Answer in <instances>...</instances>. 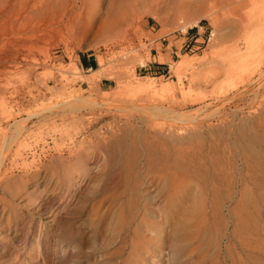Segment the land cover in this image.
<instances>
[{
	"label": "rangeland",
	"instance_id": "1",
	"mask_svg": "<svg viewBox=\"0 0 264 264\" xmlns=\"http://www.w3.org/2000/svg\"><path fill=\"white\" fill-rule=\"evenodd\" d=\"M118 2L0 0L1 134L10 133L8 122L32 115L42 103L47 106L48 100L63 92L79 91L80 96L109 106L123 100L156 101L165 107L174 102L180 115L177 124L204 126L199 129L205 141L202 152H191V161L178 159L168 172L166 165H155L153 160L147 164L144 156L136 162L129 159L135 154L129 137L108 150L104 146L115 131L130 137L136 134L137 147L143 146L159 130L154 124L170 122L164 115L148 123L140 121L137 112L129 116L107 104L81 108L76 112L79 122L74 123L69 111L45 119L32 115L24 120L26 127L10 151L25 140L39 142V137H48L46 148L54 146L52 139L66 147L54 167L47 164L24 181L10 180L15 182L12 196L0 192V264H212L216 253L226 260L227 248L238 246L237 232L249 230L240 210L245 201L250 211L249 202L257 196L255 179L248 178L255 153L243 146L240 128L252 124L260 104L254 90L258 70L264 69V49L256 47L247 54L245 47L255 28L249 20L264 14V0H139L124 16L117 13ZM262 21L264 28V17ZM229 55H235L230 57L242 67ZM81 56L93 61V67L82 68ZM228 64L237 68L231 70ZM95 69L99 73H93ZM261 79L264 84V70ZM149 80H154L152 92H140L137 87ZM146 95L151 97L141 102ZM82 125L85 128L79 130ZM70 136L75 144L84 141L81 152L96 154L80 157L84 172L66 158L71 155ZM118 145L126 155L118 156ZM130 170L138 171L145 184L139 192ZM173 176L184 179L186 189L170 214H162L168 195V183H163ZM218 190L225 198L215 209L211 201ZM129 195L149 209L146 222H140V211L129 207ZM260 212L264 217V207ZM152 220L159 222V231L148 228ZM136 230L145 236L144 243L132 251L130 241ZM24 257L29 258L25 263Z\"/></svg>",
	"mask_w": 264,
	"mask_h": 264
},
{
	"label": "bare ground",
	"instance_id": "2",
	"mask_svg": "<svg viewBox=\"0 0 264 264\" xmlns=\"http://www.w3.org/2000/svg\"><path fill=\"white\" fill-rule=\"evenodd\" d=\"M138 1L139 0H119L118 7H117V13L121 16L128 14L129 12H131V10H133V8L136 6V4H138ZM263 17H264V14H262L260 17H258L256 19L253 18L252 20H249V22H251V24L253 26H255V28H254L252 34H250L248 37H246L247 41H246L245 52H247V54H248V52L253 51L254 48H256V47L258 49H260V48L264 49V28L262 27L263 26V21H262ZM252 35H254V36H252ZM252 37H255L256 39L254 41H252L253 40ZM230 52H232V51H230ZM230 54H233V53H230ZM234 54H235V52H234ZM245 55L243 56L244 58L242 57V59H244V60L246 57ZM230 56H233V55H229V57ZM260 57H261V55H260ZM248 58H249V56H248ZM242 59L240 58L239 61L240 60L242 61ZM230 60H233L234 63L235 62L237 63V61H235L231 57H230ZM199 61H201V60H199ZM224 62H228V61H224ZM139 63L143 64V61H140ZM239 63H237V64H239ZM189 64H191V62ZM248 64L250 66V63H248ZM225 65H226V63H225ZM231 65H233V64H231ZM228 66H230V65L228 64ZM239 66L242 67V65L239 64L238 68H239ZM245 66H246V63L244 65V67ZM234 67L235 66H233V68ZM73 68H75V67H73ZM233 68H231V66H230L231 70H233ZM236 68L237 67H235V69ZM197 69L198 68H196L195 70H197ZM259 70L257 73L258 74V78L256 81L257 85L255 84L254 93H255L256 99H259L260 104H259L258 109H256L255 114L253 115L254 117H252V119H253L252 124L250 126H246L244 128H243V126H241V128H240L241 137L243 138L242 141L244 140V142H245L243 144V146H245V147L247 146V150L249 148H252V152L255 153L254 161H252V163L250 164L251 175L248 178L254 177L255 180L253 181L252 184H253V187L257 190V193H256L257 196L255 199H253L252 201L249 202V204L251 206L250 211L248 210L250 208H247L245 201H243L244 206L240 210V212H241L240 216H242V220H243L242 222L249 225V230L247 232L243 231L241 234H239V232H237V237L234 236L235 238H237V240L239 239L238 240V246H236V247L229 246L227 248L228 264H264V217L260 216V213H261L260 209L262 207H264V84H260V81L262 80L261 78L263 77V70L264 69H262V70L259 69ZM99 71L100 70L95 69L93 73H99ZM197 71H193L192 72L193 75L195 73H197ZM242 71H243V69H242ZM152 81H154V80H152ZM152 81H150L146 84H141L137 88L140 89V92H141V90L144 92H146V91L150 92L152 90V87H153ZM32 89H33V87H32ZM32 89H28L26 92L30 95H33ZM35 90H34V92H35ZM65 90H66L65 87H63L62 91H65ZM50 91L52 93H57V88H52ZM79 94H80L79 91L78 92L72 91V92H68L67 94H65L63 92L61 95H57L53 99L48 100V102L50 104H48L47 106L44 105L45 102L42 103L40 105L42 107V109L40 106H38L41 110L40 109L39 110L34 109V110H36V112H32L33 114L32 113L31 114L34 116L41 117L42 119H45V117H47V116L51 117L53 115H59L60 113L63 115L64 113L66 114V111H69L70 114H72L71 120L73 121L70 123H74V122H79L80 117H77L78 115H76V112H78L81 108H83V107H86V108L88 107L89 109H94V108H99V107L101 108L102 105L107 104V102H104V103L98 102V100L94 97L88 96V98H86L87 97L86 96L84 98V97L80 96ZM36 97H37V95H36ZM150 97H151V95H146L145 97L142 98L141 102H143V100L146 101ZM24 98H25V96H24ZM32 98H33V100H35V96H32ZM39 98H37V99H39ZM25 99H28V98H25ZM120 99H121V97H120ZM118 100H117V102H121V100L120 101H118ZM136 100H138V99H136ZM149 101H150V99H149ZM123 102L124 103L113 104L110 106L107 104L108 105L107 107L112 106V107H114V110L115 109L119 110L120 113L121 112L124 113L125 111H127V112H129V116H133L132 113L134 114L135 112H137L136 117L138 119H140V121L142 119H145V121H147L148 123H150L151 121H153L155 119H158L159 117H162V115H164L167 118V120H169L170 122L168 123L166 121L168 124L165 126H159V125L154 124L153 126H158L157 128L159 130L155 131L154 132L155 134L151 137H147V138L144 137L146 139H145V142L142 143L143 146H141V147H139V146L137 147V142L134 139V137L136 135L135 132H134L135 135L130 137L129 136L130 134L126 133L125 131H124V134H123V132L119 133L118 131H115L116 134L114 136L111 135L110 139L104 145L107 148V150L110 149V147L112 145H114L115 143L119 142V144H120V142L124 141L127 137H129V138H131V140H133L132 142H134V144H132V142H131V148H133L134 153H135L134 156L132 158H129V159H133L136 162L137 157L144 156L147 164L148 163L152 164L154 162L155 165H160V166L166 165L165 170L166 171L168 170V172L170 171V169L172 167V165H171L172 163L175 164V162H177L181 159L184 160L182 157H184V158L193 157V156H191V152L194 154H197L198 151L200 152V149H201L203 143H205V141L203 142V138H204L203 137V131H201L199 129H202L204 126L202 124H198V123L194 124V125L191 124V126L190 125L186 126V125L177 124L176 121L180 120V115L178 113H175L176 111L174 110V104H173L174 102L171 103L170 105H168V107H165L163 104H159L156 101L155 102L154 101H151V102L147 101L148 103L147 102L140 103L137 101H131V102L126 101L125 102L123 100ZM42 105H44V107ZM27 109H29V108H27ZM203 109L199 108L198 110L203 111ZM131 111H134V112L131 113ZM43 113H48V114L44 116ZM32 115L29 114V116H27V117L24 116L25 118L20 119V120H14L13 121V119H12L13 123L9 124V122H8V124L6 126V127H8V125H9V127H11L10 133L7 134L4 131V133L2 132V134H1V132H0V192L4 191L5 193H9L11 195L10 189H14L12 184H14L15 182L10 181V180L14 179V177H17V181L18 180L24 181V179H27L30 177L32 178L36 174L37 170H39L40 168L44 167L47 164H49V166L52 168V167H54L53 166L54 160L61 159L63 157L62 152H63L64 148L66 147V145L64 143L58 142V140H56V139H52L55 142L54 146H52V147L50 146V147L46 148L48 146V142H47L46 138H48V137H42V138L39 137V139H40L39 142H35L33 144L32 143H30V144L26 143V140H25V143L20 142L19 145H17V143H16L17 147L13 151H10L9 147L11 146L12 142H15L17 136L20 133H22L21 130L25 129V127H26V126H23L24 125L23 122L27 121L25 119H29ZM62 115H61V117H62ZM207 115L208 114H206V116ZM63 118H61V119H63ZM64 120H65V118H64ZM247 121H248V119H247ZM64 122H66V121H64ZM73 125L75 126V124H73ZM118 127H116V128H118ZM84 128L85 127L82 125L79 130H83ZM152 129H153V127H152ZM68 130H70V129H68ZM153 130H156V129L154 128ZM238 130H239V127H238ZM74 131H72V132L74 134H76L77 132L75 133ZM126 131H128V130H126ZM247 131H249V133H251L249 136L247 135L248 137L246 136ZM215 136H217V135H215ZM126 141H128V140H126ZM214 141H215V139H214ZM33 142H34V140H33ZM83 143H84V141L81 140L78 144H75V139H73V137L70 136L69 141H68L69 147L67 146L68 149H70L69 152L71 155L67 156L66 158L71 159L73 161V164L78 163L77 168H76V170L78 172H84V170L86 169L85 162L82 159H80V157H82V155L85 157L86 156H89V157L90 156H93V157L96 156L95 153H94L95 155H93V153L88 152V151L81 152L84 150V148L82 146ZM124 145H126L125 142H124ZM204 146H205V144H204ZM118 147H119V149L117 150V154H118V156H122V154L124 152L123 151L124 148L122 149L121 145H118ZM118 147L116 146L115 148H118ZM208 147H210V146H208ZM113 152H115V150ZM220 152H221V150H220ZM245 152H243V154ZM136 153L138 155H136ZM124 154H125V152H124ZM199 156H200V154H199ZM190 159L191 158H189L188 160L191 161ZM6 161H7V163H6ZM151 161H152V163H151ZM189 161H186V162L189 163ZM167 162H170V163L164 164ZM188 163H186V164H188ZM125 165H127V164H125ZM154 168H155V166H154ZM162 169H164V168H162ZM150 170L153 171V169H150ZM157 170L162 171L161 168H159ZM129 173L130 174H128V175H130V176L132 175L131 177H133V179H135L134 180L135 186L138 183L137 189L139 192L141 186L145 185L143 181H140L141 179L139 178V172L136 171V172L132 173V171H131ZM153 176L159 177V175H157V174H154ZM131 177H129V180L132 179ZM184 182H185L184 179H182L180 177H174L173 176L170 181L163 183V185L164 184L166 185V183H168V187L166 186V188L168 190V195H167V198H165L166 199L165 204L167 206L169 205L170 208L165 209L166 205L161 206V210H162L161 213L162 214L165 213L168 215V213L170 214V212L173 210L172 207H174L175 204L177 203V201L179 200V195L181 196L183 194V192L185 191L183 189V188H185ZM226 188L229 189L228 187H226ZM130 189L132 190V187ZM124 190H127V189H124ZM224 191H226L228 193L229 190L224 189ZM16 192H18V190ZM226 192H224V193H226ZM217 193H218L219 197L221 198V200H220V198H216L218 196ZM221 193H222V191L218 190V191H214V193L212 195L213 199L211 202L213 204L216 203L215 209L218 207V202L223 201L222 199L225 198V197H222L223 194L220 195ZM129 194H131V193H129ZM139 195H138V197H139ZM245 196H248V195H245ZM127 199L128 200L126 202H128V204H130L129 207L131 208L132 211L133 210H135V212L140 211L139 212V215L141 216L140 222L141 223L146 222L148 219H146L144 216L146 213L150 212L149 209L144 207V204L143 205L140 204L139 200L135 199L133 197V195H131V196L129 195V197ZM101 201L102 200H100V202ZM162 214H161V216H162L161 218L163 219ZM148 215H149V213H148ZM158 224H159V222H156L153 220L151 222H147V226H148V228H150L151 232H153V229H155V231H159L157 228ZM234 235H236V232H234ZM144 237L139 234V230H138V232H137V230L135 231L134 236L132 237V239L130 241L132 251L137 250L143 246ZM27 259H29V258L24 257L22 259V261L25 263ZM214 259H216V260L214 262H212V264H221V263L223 264L227 260V259L226 260L221 259V257H219V254H217V253L215 254ZM29 262H31V261H29Z\"/></svg>",
	"mask_w": 264,
	"mask_h": 264
},
{
	"label": "crops",
	"instance_id": "3",
	"mask_svg": "<svg viewBox=\"0 0 264 264\" xmlns=\"http://www.w3.org/2000/svg\"><path fill=\"white\" fill-rule=\"evenodd\" d=\"M198 32V31H197ZM90 60L87 58V57H85L84 59H83V62H84V65L82 64V62H81V58H80V66L82 67V68H89V67H91V66H88V65H90V62H89ZM158 59H154V63H156V64H158Z\"/></svg>",
	"mask_w": 264,
	"mask_h": 264
},
{
	"label": "trees",
	"instance_id": "4",
	"mask_svg": "<svg viewBox=\"0 0 264 264\" xmlns=\"http://www.w3.org/2000/svg\"><path fill=\"white\" fill-rule=\"evenodd\" d=\"M190 31H196V29L195 28H191L190 29ZM85 57L84 56H81V62H82V64L84 65V62H83V59H84ZM90 62V65H88V66H91V67H93V65L95 64L93 61H89ZM85 68V67H84Z\"/></svg>",
	"mask_w": 264,
	"mask_h": 264
}]
</instances>
